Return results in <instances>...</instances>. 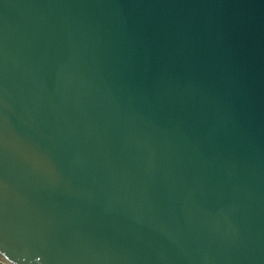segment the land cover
Returning a JSON list of instances; mask_svg holds the SVG:
<instances>
[{
    "label": "water",
    "instance_id": "obj_1",
    "mask_svg": "<svg viewBox=\"0 0 264 264\" xmlns=\"http://www.w3.org/2000/svg\"><path fill=\"white\" fill-rule=\"evenodd\" d=\"M0 263L264 264V0H0Z\"/></svg>",
    "mask_w": 264,
    "mask_h": 264
},
{
    "label": "rangeland",
    "instance_id": "obj_2",
    "mask_svg": "<svg viewBox=\"0 0 264 264\" xmlns=\"http://www.w3.org/2000/svg\"><path fill=\"white\" fill-rule=\"evenodd\" d=\"M0 264H2V263H0Z\"/></svg>",
    "mask_w": 264,
    "mask_h": 264
}]
</instances>
